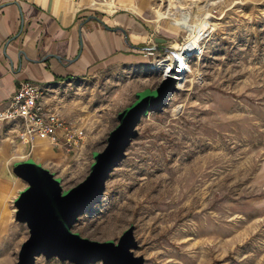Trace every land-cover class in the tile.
<instances>
[{
	"label": "rangeland",
	"instance_id": "374dc122",
	"mask_svg": "<svg viewBox=\"0 0 264 264\" xmlns=\"http://www.w3.org/2000/svg\"><path fill=\"white\" fill-rule=\"evenodd\" d=\"M141 8L148 29L167 35L159 46L181 54L197 46L184 44L198 29L210 35L167 106L142 118L102 201L72 231L118 242L133 228L134 255L145 264H264V0H147ZM147 63L47 87L48 104L86 128L80 151L47 165L64 191L90 174L119 114L162 83ZM8 131L0 123V144ZM22 234L20 244L29 238ZM36 264L72 263L39 256Z\"/></svg>",
	"mask_w": 264,
	"mask_h": 264
},
{
	"label": "crops",
	"instance_id": "0c3cea01",
	"mask_svg": "<svg viewBox=\"0 0 264 264\" xmlns=\"http://www.w3.org/2000/svg\"><path fill=\"white\" fill-rule=\"evenodd\" d=\"M145 1L0 0V109L24 81L51 87L146 64L145 49L167 35L141 20ZM67 155L39 139L26 145L8 137L0 144V264H17L24 243L18 241L29 232L16 220L15 201L28 187L16 167L30 162L49 171V162Z\"/></svg>",
	"mask_w": 264,
	"mask_h": 264
},
{
	"label": "water",
	"instance_id": "95a60500",
	"mask_svg": "<svg viewBox=\"0 0 264 264\" xmlns=\"http://www.w3.org/2000/svg\"><path fill=\"white\" fill-rule=\"evenodd\" d=\"M156 49L177 54L171 47L157 46ZM177 62L175 58L174 69ZM176 85L177 81L168 77L157 89L137 95L136 101L119 114V125L110 133L105 149L95 154L90 174L74 188L64 191L59 179L33 163L16 167L17 175L28 184L15 201L16 220L29 229V238L21 246L17 264H36L39 256L56 257L72 264H145L143 257L134 255L138 243L133 228L118 242L92 241L72 229L81 216L102 201L106 182L137 138L142 118L161 112L177 92Z\"/></svg>",
	"mask_w": 264,
	"mask_h": 264
},
{
	"label": "built area",
	"instance_id": "2783aa9c",
	"mask_svg": "<svg viewBox=\"0 0 264 264\" xmlns=\"http://www.w3.org/2000/svg\"><path fill=\"white\" fill-rule=\"evenodd\" d=\"M198 31L184 44L190 46L192 41L197 39V46L181 54L178 51L174 55L157 50L156 47L159 45L150 43L144 51L150 70L159 72L162 80L174 78L177 84L182 79H187L193 72L192 59L199 58L202 54V44L210 35L209 27L200 33ZM175 58L178 62L174 69ZM46 91L47 87L31 81L20 83L16 93L7 102L6 108L0 109V123L9 127L8 137L13 141L30 145L35 139H39L66 153L80 151L85 144L86 128L79 123L65 120L58 109L48 104L45 98Z\"/></svg>",
	"mask_w": 264,
	"mask_h": 264
},
{
	"label": "bare ground",
	"instance_id": "6f19581e",
	"mask_svg": "<svg viewBox=\"0 0 264 264\" xmlns=\"http://www.w3.org/2000/svg\"><path fill=\"white\" fill-rule=\"evenodd\" d=\"M200 32H201V31H200ZM200 32H199V33H200ZM192 48H193V47H192ZM192 48H191V49H192ZM182 80H183V79H182ZM179 83H180V82H179Z\"/></svg>",
	"mask_w": 264,
	"mask_h": 264
}]
</instances>
